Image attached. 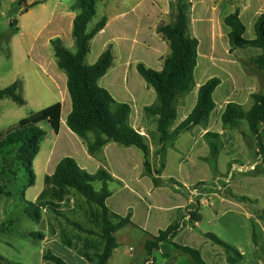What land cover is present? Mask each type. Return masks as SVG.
<instances>
[{"label": "rangeland", "instance_id": "1", "mask_svg": "<svg viewBox=\"0 0 264 264\" xmlns=\"http://www.w3.org/2000/svg\"><path fill=\"white\" fill-rule=\"evenodd\" d=\"M75 1L26 0L20 3L18 0H0V90L21 81L20 94L25 100L23 105L9 98L0 100V134L22 119L55 103L63 104L64 118L72 110L67 84H62L58 74H62L66 80L67 76L57 65L50 41L59 37L68 49L75 51L72 36L73 15H76L72 6ZM36 2L40 4L23 13L25 8ZM105 7L106 0H100L91 27L100 20ZM12 22L19 32L10 36L15 29L11 26ZM251 33L249 29L245 38L250 39ZM102 36L91 43V51L86 58L89 65L97 61L104 40ZM201 51L203 53V49ZM247 66L250 68L252 65ZM213 77L221 79L223 86L214 93L216 108L208 122L184 131L168 142L160 162V134L157 123L154 124L151 119L153 124L150 123L146 142L153 163H160L152 173L138 162L140 158L142 160L143 152L136 147L132 148L140 152L139 159L137 156L132 158L130 170L121 165L119 157L111 151L112 147L106 153L97 155L90 164L82 159L81 145L64 132L56 139L51 126L47 122L43 123L48 136L42 142L40 153L34 161L37 175L35 185L24 190L28 176L22 171L18 180L8 185L13 196L0 195V254L11 262L41 264L42 253L50 250L66 262L75 264V258L65 252L62 246L55 248L54 243H61L49 235L47 215H44V220L36 222L24 210L26 202H34L44 189L45 176L53 173L61 159L72 157L90 173L105 169L119 178L109 182L112 197L107 201V206L123 217L131 213L137 224L117 234L119 255L115 259L121 261V264H126L130 257L131 261L141 263L144 254L147 256L143 248L148 236H157L160 230L176 223L180 224L181 229L173 241L197 248L206 264H230L229 257H236L206 238L209 232L243 254L244 259L237 264H264V164L258 160L256 137L247 122H241L238 128L225 126L222 122L221 116L226 107L224 101L233 86L230 78L221 75L216 68L203 69L200 64L191 91L179 97L178 119L183 116V108L180 106L182 98L192 107L197 101L198 85ZM100 85L108 89L118 103L131 106V117L128 120L131 127L140 122H137V118L142 120L143 116H147L144 109H141L142 102L132 103L130 100L131 92L138 99L142 97L143 88L147 85L137 71L111 69L102 78ZM153 93L158 100L157 93ZM252 104L250 102L244 108L249 110ZM67 130L71 132L68 127ZM205 130L220 136L217 139L206 137L203 135ZM213 143L218 147L217 155L212 154ZM51 156L52 165L47 166ZM93 185L98 191L103 186L101 182H94ZM245 196L248 200L242 201L240 198ZM191 215L201 216L202 220L197 222L191 219ZM37 232L46 236V242L54 243H48V247L42 240L29 237ZM161 250L162 256L155 255V264L170 262L171 256L175 254L172 264H196L189 255L171 243H163Z\"/></svg>", "mask_w": 264, "mask_h": 264}, {"label": "trees", "instance_id": "2", "mask_svg": "<svg viewBox=\"0 0 264 264\" xmlns=\"http://www.w3.org/2000/svg\"><path fill=\"white\" fill-rule=\"evenodd\" d=\"M99 1L76 0L72 6V11L76 14L72 28L75 51L68 49L59 37L50 41L57 65L67 76L72 110L67 117L66 125L86 144L88 153L93 156L111 142L125 147H136L144 154L146 170L152 173L150 147L146 138L128 124L131 106L127 103H118L110 91L100 85L101 79L115 61L111 48L106 49L96 63L92 65L86 63L93 39L108 22L107 16H102L91 27L97 16ZM38 4L40 3H32L23 13H27ZM189 11L188 0H172L171 22L162 23L157 28L158 34L170 45V54L164 59L163 69L157 71L143 64L138 65L139 74L158 96L157 102L146 107L144 111L148 117L157 118L160 153L165 150L168 142L182 132L208 122L216 108L214 93L221 84L218 77H213L202 84L193 110L171 131L173 123L178 118L177 100L182 94L191 91L198 65L199 41L189 33ZM225 24L230 28L229 41L232 50L249 47L262 50V54L254 62L264 71V15L256 22V37L253 40L245 38L246 26L240 19L238 11L226 17ZM11 26L15 29L10 36L19 32L14 22ZM21 86L22 82L16 81L0 90V100L9 98L21 105L25 104L20 94ZM252 99L254 104L249 110L237 102H229L221 119L225 126L236 128L241 122H247L251 133L256 137L258 160L264 164V134L261 131L264 124V94L255 93ZM62 109V103H55L22 119L0 134V195L13 196L8 185L18 180L22 171L28 176L24 190L35 185L37 175L34 161L47 136L42 124L47 122L53 132L58 134L61 128ZM205 136L217 139L220 134L207 132ZM217 153L218 147L213 143L212 154ZM114 180L115 178L105 169L90 173L74 158L65 157L52 174L45 176L44 189L36 200L26 202L25 214L36 222H40L46 214L51 237L59 239L61 245L76 252L87 264H108L114 251L119 247L116 233L128 225H135L131 213L123 217L112 212L107 206V201L112 196L109 182ZM94 182L103 184L100 191L95 189ZM240 199L248 200L247 196ZM191 219L197 222L202 220L201 216L195 215H191ZM180 229V224L176 223L165 230H160L157 236L145 243L146 252L152 255L163 243H171L176 249L189 255L196 264H206L197 248L173 241ZM29 237L43 240L45 235L37 232ZM206 238L225 248L227 253L236 256L229 257L230 264H237L244 259L239 250L216 234L206 233ZM43 258L53 264H70L50 250L44 253Z\"/></svg>", "mask_w": 264, "mask_h": 264}, {"label": "crops", "instance_id": "3", "mask_svg": "<svg viewBox=\"0 0 264 264\" xmlns=\"http://www.w3.org/2000/svg\"><path fill=\"white\" fill-rule=\"evenodd\" d=\"M171 2L172 0H106V7L102 16H107L108 22L106 27L93 39L94 41L97 39V37L102 35L104 36L102 49L96 60L99 59L106 49L111 48L115 56V61L111 69L121 68L123 71L132 70L138 72V65L143 64L147 68L157 71L162 70L164 59L170 54V45L160 34H158L157 28L162 23L168 24L171 22ZM188 2L190 4L189 33L192 37L197 38L199 41V57L196 71L201 64L203 69L216 68L220 71L221 75L230 78L233 86L231 93L228 94V97L224 101L226 105L231 101H235L244 107L246 104L253 102V94L264 92V71L258 68L254 62V60L262 54V50L253 47L232 50L229 41L230 28L226 26L225 19L229 15H232L238 11L240 19L246 26V33L249 29L252 32V37H250L248 40H253L256 37V22L261 16L264 15V0H188ZM118 3H120V10H118ZM74 18L75 15H73V20ZM202 49L203 53L201 51ZM96 62L97 61H95V63ZM249 64L252 65L250 68L247 66ZM58 78L62 84H67V80L64 78V76H62V74H58ZM201 85L202 84L198 85V88H200ZM222 86L223 82L221 80V84L218 89ZM153 91V89L145 85V88H143L144 93L142 94V97L138 99L132 95L133 93L130 91V100L132 103L138 101L142 102L141 109H145L146 107L152 106L157 102V98ZM179 99L181 100V98H178L177 103ZM181 102L182 103L180 106L183 108V116L180 119L177 118L171 127V131H173L191 113L195 106L194 104H196L194 102L192 107H189L190 103L184 98H182ZM177 103L176 107L177 111H179V105H177ZM68 115H66L64 118L62 113L60 132L58 134H54L56 139H59L63 132L68 134V136H70L74 142L81 145V153L83 156L82 159L88 161L90 164L95 161V157H97V155L100 153H106V151L112 147L111 151L119 157L121 160V165L126 170L131 169L133 164L132 158L135 156L138 157L140 152L133 150L132 147H120L116 145L117 143L115 144L111 142L107 144L100 153L94 156L87 154L88 150L86 144H84V142L80 140V138L76 136L71 130V132L67 130L66 120ZM151 119L154 124L157 123V118H148V116H143L142 120L137 118V122H140L133 126V128L144 135L146 139H148L151 129V127H149L150 123H152ZM153 128H155V126ZM261 131H263L264 134V124L261 126ZM207 132V130L203 131V135H205ZM47 136L45 140L47 139ZM160 147L161 146H159V149ZM164 153L165 150L159 156V162L161 161V157H163ZM141 157L142 160H140L141 158L139 159L138 157V162H140V164H144V154H142ZM149 159L152 165V170L155 171V169L160 166V163H153L151 150ZM75 160L78 163V160ZM52 161L53 157L51 156L47 161V166L52 165ZM81 167L84 169L86 168L85 166ZM111 175L115 178V180H119V178L114 173ZM42 220H44V218ZM132 221L135 225H128L120 231L127 229L128 227L137 226L134 221V215H132ZM120 231L116 233V238ZM151 236L155 235L150 234L148 239ZM148 239H146L145 243ZM46 241L47 238L45 236L42 242L45 243L46 246H48V243H54ZM54 244L55 248L56 246H62L65 252L70 254L72 258H75V264H78L77 262H79V264H87V262L73 250L68 249L60 244ZM118 249L119 247L114 251L113 256L111 257L108 264H121V261L119 262V260H117L119 255ZM143 249L146 252L145 244ZM44 253H42L41 264H52V262L44 260ZM146 254L147 256L144 254L142 259L143 261L141 263L139 261H131L132 257H130V260L126 264H143L144 262L146 264H155V255L159 254L162 256L163 253L160 247V249L153 252L152 255H149L147 252ZM116 256L117 258L115 259ZM174 256L172 255L170 262L168 261L165 264H172V259H174ZM179 257L180 256H177V258ZM0 258H3V260L0 259V264H27L24 262H11L1 254Z\"/></svg>", "mask_w": 264, "mask_h": 264}]
</instances>
